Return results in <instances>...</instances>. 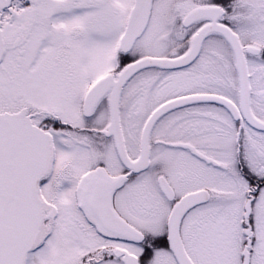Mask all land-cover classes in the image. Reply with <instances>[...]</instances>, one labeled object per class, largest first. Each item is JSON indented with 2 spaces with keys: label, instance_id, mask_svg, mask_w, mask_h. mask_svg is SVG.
Wrapping results in <instances>:
<instances>
[{
  "label": "snow or ice",
  "instance_id": "snow-or-ice-1",
  "mask_svg": "<svg viewBox=\"0 0 264 264\" xmlns=\"http://www.w3.org/2000/svg\"><path fill=\"white\" fill-rule=\"evenodd\" d=\"M0 264H264V0H0Z\"/></svg>",
  "mask_w": 264,
  "mask_h": 264
}]
</instances>
